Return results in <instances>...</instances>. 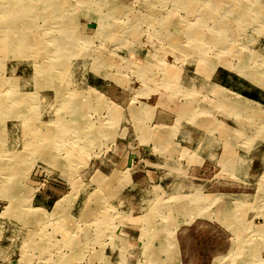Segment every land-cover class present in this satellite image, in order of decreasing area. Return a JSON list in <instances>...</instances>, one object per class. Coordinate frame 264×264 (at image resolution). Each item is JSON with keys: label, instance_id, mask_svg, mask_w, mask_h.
Masks as SVG:
<instances>
[{"label": "rangeland", "instance_id": "rangeland-1", "mask_svg": "<svg viewBox=\"0 0 264 264\" xmlns=\"http://www.w3.org/2000/svg\"><path fill=\"white\" fill-rule=\"evenodd\" d=\"M211 1L0 0V264H264V0Z\"/></svg>", "mask_w": 264, "mask_h": 264}, {"label": "crops", "instance_id": "crops-1", "mask_svg": "<svg viewBox=\"0 0 264 264\" xmlns=\"http://www.w3.org/2000/svg\"><path fill=\"white\" fill-rule=\"evenodd\" d=\"M223 209V207H222ZM127 224V227L122 228V235L121 237L124 239L125 244L124 246L127 247V253L132 251V252H138L139 248L135 247L134 244L137 239L140 236V233L137 228V226L135 224L132 223V225ZM183 228L181 227V229L179 230V233L177 234V238H176V245L173 246L175 249L172 248V251H176V255L174 257L171 258V262L170 264H197L198 259L200 258V254H199V250L201 247H196L193 246L191 243L194 241L192 238H190L191 234L193 232H197L198 230H194L195 226L193 225H184ZM186 236H183L184 234H186ZM132 242H131V241ZM123 244V243H122ZM128 245V246H127ZM129 246L131 247V249L129 248ZM203 246V245H202ZM117 245H111V244H106L105 248L107 249V254H108V261L106 264H118L119 261H121V254L118 250H122L124 247H117ZM206 246H203V248ZM122 248V249H121ZM125 250V249H124ZM181 251V252H180ZM136 252V253H137ZM181 253V254H180ZM210 251H207L206 253H204V256H209ZM127 255V254H126ZM127 257V256H126ZM196 259V260H195ZM170 260V259H169ZM168 261V260H167ZM130 260L129 263L126 264H132ZM124 264V263H123Z\"/></svg>", "mask_w": 264, "mask_h": 264}, {"label": "bare ground", "instance_id": "bare-ground-1", "mask_svg": "<svg viewBox=\"0 0 264 264\" xmlns=\"http://www.w3.org/2000/svg\"><path fill=\"white\" fill-rule=\"evenodd\" d=\"M18 1V0H17ZM213 1V4H212V7L213 8H216V6H217V3H218V0H212ZM211 1V2H212ZM6 2V1H5ZM10 3V2H9ZM9 3H8V5H9ZM10 4H12V3H10ZM6 7V6H5ZM190 7V6H189ZM211 7V8H212ZM212 8V10H214ZM25 9V8H24ZM190 9H192V8H190ZM195 9V8H194ZM206 9H208V6L206 7ZM258 9V8H257ZM194 11V10H193ZM6 12V11H5ZM14 12V11H13ZM18 12V11H17ZM262 12H264V9L262 10ZM191 13H192V11H191ZM202 13H205V12H202V10H200L199 9V11H197V15L195 16V17H200V15L202 14ZM216 13V12H215ZM260 13H261V11H260ZM13 14V13H12ZM206 14V13H205ZM263 14V13H262ZM15 15V14H14ZM193 15V14H192ZM216 15V14H215ZM10 16H13V15H4V13H2V14H0V18H10ZM201 16H203V15H201ZM209 16V15H208ZM14 17V16H13ZM212 17V16H211ZM210 18V17H209ZM201 19H202V17H201ZM211 19V18H210ZM31 20V19H30ZM207 20V19H206ZM204 21V20H203ZM12 24V23H11ZM29 24H31V23H29ZM224 24V23H223ZM28 26H30V25H28ZM223 26V25H222ZM1 27H3V29H0V30H4L5 31V29L6 30H10V27H6V26H1ZM13 30V29H12ZM11 30V31H12ZM219 30V29H218ZM29 31H31V30H29ZM205 31V30H204ZM223 31V30H222ZM18 32V31H17ZM23 32V31H22ZM0 34H3V33H1L0 32ZM20 37H21V39L23 38L22 37V35H19ZM26 36V35H25ZM3 37V38H2ZM164 38V37H163ZM0 39H2L3 40V42H4V44H6V50H11V52H15L16 54L18 53L19 54V56H22L23 55V52L25 51V48H26V46H25V44H22L21 45V43H14V42H12V40H10V37H8V36H2V35H0ZM202 39V38H201ZM1 40V41H2ZM25 40V39H24ZM34 40V39H33ZM203 40V39H202ZM208 42V41H207ZM210 43V42H209ZM24 45V47L22 48V46ZM5 46V45H4ZM28 47V46H27ZM199 49V48H198ZM1 51V50H0ZM28 52V51H27ZM192 52H194V51H192ZM188 55V54H187ZM61 57V56H60ZM67 57V56H66ZM32 62V61H31ZM59 66V65H58ZM65 66V65H64ZM63 68H65V67H63ZM62 69V68H61ZM243 69V68H242ZM202 71V70H201ZM246 72V71H245ZM55 73V72H54ZM57 73V72H56ZM55 73V74H56ZM34 78V77H33ZM64 81V80H63ZM245 81V80H244ZM60 85V84H59ZM190 85H188V87H189ZM233 108V107H232ZM74 109V108H73ZM235 110V109H234ZM60 120V119H59ZM25 121V120H24ZM21 122V121H20ZM29 123H31V122H29ZM28 125V124H27ZM34 127V126H33ZM58 128V127H57ZM32 129V128H31ZM30 131V130H29ZM32 133V132H31ZM48 133V132H47ZM28 134V133H27ZM226 134V133H225ZM43 137V136H42ZM41 138V137H40ZM50 138V137H49ZM48 138V139H49ZM56 139V138H55ZM43 141H45V140H43ZM42 144V143H41ZM24 145H25V143H24ZM42 150V149H41ZM34 151V150H33ZM40 152V151H39ZM45 152V151H44ZM44 154V153H43ZM7 170V169H6ZM4 172V171H3ZM14 187V186H13ZM11 200V199H10ZM15 201V200H14ZM10 205H12V204H10ZM14 205V204H13ZM41 223V222H40Z\"/></svg>", "mask_w": 264, "mask_h": 264}]
</instances>
